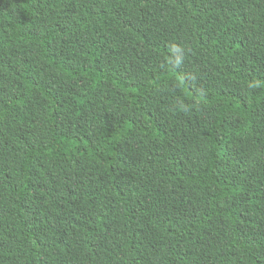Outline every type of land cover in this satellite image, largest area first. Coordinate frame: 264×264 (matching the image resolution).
<instances>
[{
    "label": "trees",
    "instance_id": "obj_1",
    "mask_svg": "<svg viewBox=\"0 0 264 264\" xmlns=\"http://www.w3.org/2000/svg\"><path fill=\"white\" fill-rule=\"evenodd\" d=\"M0 264H264V0H0Z\"/></svg>",
    "mask_w": 264,
    "mask_h": 264
}]
</instances>
